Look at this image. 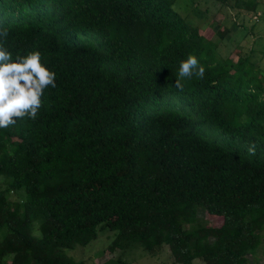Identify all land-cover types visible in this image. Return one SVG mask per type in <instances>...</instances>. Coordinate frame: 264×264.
<instances>
[{"label":"trees","instance_id":"obj_1","mask_svg":"<svg viewBox=\"0 0 264 264\" xmlns=\"http://www.w3.org/2000/svg\"><path fill=\"white\" fill-rule=\"evenodd\" d=\"M207 1L249 44L221 56L180 0H0L4 46L56 75L0 129V264H88L64 250L108 232L109 253L261 264L264 0H193L196 19ZM189 55L204 76L181 91Z\"/></svg>","mask_w":264,"mask_h":264},{"label":"clouds","instance_id":"obj_2","mask_svg":"<svg viewBox=\"0 0 264 264\" xmlns=\"http://www.w3.org/2000/svg\"><path fill=\"white\" fill-rule=\"evenodd\" d=\"M7 37L8 28L0 26V129H6L25 117L36 120L44 107L42 97L45 90L56 87V75L41 63V53L33 51L13 58L4 46ZM204 71L197 58L189 55L179 63V79L175 80L174 86L182 91L181 79L191 78L193 74L202 79ZM247 151L254 156L255 144Z\"/></svg>","mask_w":264,"mask_h":264},{"label":"rangeland","instance_id":"obj_3","mask_svg":"<svg viewBox=\"0 0 264 264\" xmlns=\"http://www.w3.org/2000/svg\"><path fill=\"white\" fill-rule=\"evenodd\" d=\"M192 4L193 0H180L178 11L183 18L190 21L191 24H201L204 28V35L210 37L212 41L217 42L218 52L221 56H227L232 51L238 50L240 47L244 46L245 41H248L249 44V38L244 39L240 32V26L238 25L227 26L226 32H224L222 38H220V34L225 28L224 23H228V21L225 18L223 19L222 10L219 9L218 4L209 1H207V3H199L200 9L206 8L207 10L206 14L203 17H199V19H196ZM234 13V11H230L228 16L230 15L231 18H235V16H233ZM235 21L237 23L239 22L238 19ZM248 25L247 23V27ZM254 34H259L264 37V31L254 30L251 37H254ZM208 221L211 222L210 220ZM113 235L114 233L112 232L105 234L98 233L96 238L85 246H75L65 249L64 252L72 260L85 261L88 264H173L166 247L155 256H149L139 248L109 253L107 247ZM260 263L264 264V256L260 257Z\"/></svg>","mask_w":264,"mask_h":264}]
</instances>
